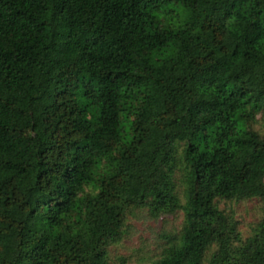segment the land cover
I'll return each instance as SVG.
<instances>
[{
	"label": "trees",
	"instance_id": "1",
	"mask_svg": "<svg viewBox=\"0 0 264 264\" xmlns=\"http://www.w3.org/2000/svg\"><path fill=\"white\" fill-rule=\"evenodd\" d=\"M257 116L264 0H0V264H107L138 209L182 213L148 264H264L217 206L264 198Z\"/></svg>",
	"mask_w": 264,
	"mask_h": 264
},
{
	"label": "rangeland",
	"instance_id": "2",
	"mask_svg": "<svg viewBox=\"0 0 264 264\" xmlns=\"http://www.w3.org/2000/svg\"><path fill=\"white\" fill-rule=\"evenodd\" d=\"M169 8L178 13L179 8ZM252 129L259 135H264V117L257 116ZM176 151L179 162L173 178L181 190L180 144L176 146ZM217 206L233 217L237 223V231L244 239L251 234L255 223L264 213V198L220 201ZM181 221L180 211L155 219L148 216L146 209L132 211L125 218L121 238L109 244L105 250L107 264H148L156 260L160 251L177 236Z\"/></svg>",
	"mask_w": 264,
	"mask_h": 264
}]
</instances>
